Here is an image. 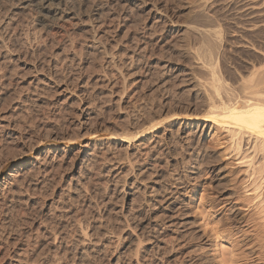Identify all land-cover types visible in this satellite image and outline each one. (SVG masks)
Returning a JSON list of instances; mask_svg holds the SVG:
<instances>
[{"label": "bare ground", "instance_id": "6f19581e", "mask_svg": "<svg viewBox=\"0 0 264 264\" xmlns=\"http://www.w3.org/2000/svg\"><path fill=\"white\" fill-rule=\"evenodd\" d=\"M8 1H10L9 2L10 4L7 6L8 12H10V11L14 12L16 9L26 8V7L31 8V11L36 12L35 14L37 15L36 17H38V21H40V23L43 24V28L45 30V31L43 30L44 33L45 32L46 33L51 32L53 29H56L57 31L61 30L60 32L67 31L66 25H65L66 23L67 24L70 23L71 25H76V26L80 27V30L83 29L85 34H86L85 37L88 39V41H86L87 43H85V42L83 43L80 39L79 40L78 39H71V38L69 39L70 44H67V45H70L71 48H73V50L71 51L72 54L70 53L71 57H69L71 64L68 63V65L74 66L73 63H76V64L81 65V66L84 65L82 67V68H84L86 65L92 64L94 66L96 63H98V65H99L98 71H102V70H100V68L101 69L104 68L106 70H105V74L103 71V73H102L103 77L102 78L96 77L97 78L96 83L98 81H100L99 83H102L99 85L97 83L96 88H97V85H98V87L100 86L99 88H102L101 86L107 87V85H108L110 87V90L107 93L103 92L102 91L103 89L99 90L102 92L98 91L99 93H97L96 97L94 95V99H92V97H91L92 101L89 100V102L81 104L80 108L78 106L79 111L77 113L80 112L79 114L74 112L75 114H77V116H79V119H78V122H76L77 124L72 122L73 125L75 124V126H74L75 130H73V128L71 130H73L75 132L76 128H78L79 131L81 128L83 130L87 129V130H84L85 132L87 131L85 133V135L89 134L90 136H92L93 139H92V142L85 144L82 149H80L78 152H75L73 155H71L67 149L68 144L73 142L75 139L77 140V138L84 137L85 135L82 134V136H81V134L79 133L80 135L76 136L78 132L77 133L75 132L76 135L75 136L73 135L74 137H72V135L71 136L69 135V132L71 133V131H69V128H67L66 130L65 129L62 130V128L60 129L58 127H52L54 125H51L49 128L48 125L44 126L45 124L43 123L44 124L43 128H42V126L40 127V129L42 128L41 129L42 132H40L41 134H38L37 136L35 135L36 137H38L35 140L36 137L34 136V134L33 135H32V133L27 134L28 135V137H27L24 135L26 133H28V131L23 135L22 133L19 132L20 130L19 131L17 130L16 124H19V123L14 124V123H12L11 120H8V119L6 121H2L0 123V131L2 133H4L5 138L7 140H9V144L14 145V147L20 148L19 150H21V152L18 151L19 152L18 154H20V155L17 156V153H16L17 157L14 156L15 158H12L13 159L12 162L14 164H13V167L11 168L10 172L8 173V175L5 178H3V180H0V204H2V203L7 204L8 202L13 203V202L19 200V198L21 196H23L27 193H30L32 191H36V193H37L40 188L41 189L44 188L42 186H46L47 192H48L49 182L52 183V180H54L56 171L57 170L61 171L62 168H66L67 171L65 173L68 172L65 176L67 178L65 184L63 185V187H58V190H56V193L58 194V196H57L58 199L55 200V197L53 196L54 200L52 197V201L50 202V204L47 203L44 207L42 206V208H41L42 210H40L41 211L40 214H43L46 216L45 221L47 219L50 220V222L53 226L52 228L49 229L47 227L49 225H47L46 222H44V223H46L47 226H45V224L43 226L42 221H41V224L36 222V224L38 226H36L34 230L31 229L32 231L26 230L27 232H24V234L25 233H28V234L27 235L25 234L24 239L23 238L21 239V238H17V237L16 238L15 237L14 238L9 237L10 236V235H8L9 232L8 231L6 232V228H7L6 224H5L6 222H4L5 226L1 223V225H0V263L1 264H62L65 260H63L64 259L63 258L62 259L63 262H62V260H61L62 257L60 258L59 254L62 253L60 251L65 250V249H63L65 246V244L63 246V241L66 240L65 238L67 237V233L70 231L67 232V230H69L67 228L68 223L66 222L67 223L66 224V223H64L63 220H61L64 215L63 214L61 215L60 213H59L60 215H58L56 213V211L58 209V205H59V203L62 204L61 208L63 209L64 214H65V212H67L68 215H70L69 218L71 217L70 219L75 218L73 216H75V213H77V211H75V209H74V207L76 206V203H75V206L73 204V202L75 201L74 197L77 195L80 196L79 194L81 193L82 189H84L83 187L85 186V183L90 181L94 177H96V178L98 177V179H99V177H100V179L103 178L105 180V183L107 182V178H108V183H109V181H111L110 178L113 179V181L117 180V181L113 182V184L111 185L112 188L111 189L109 188V190L111 191V194L114 196H115V193L118 191V189L123 187V186H121V187L119 186L122 184L121 179L124 177V180H125V177L126 178L128 177V182H126V181L125 182L123 181V182L125 184L128 183L127 188H129V191H133V193L138 192V193L143 194V195L142 194L141 195H142V197L144 196L143 201H144V204L147 205V210L145 211V213H140L137 216L134 215L133 209H135V208L133 207V202H131V203L129 202L130 204L126 202V204L124 206H122V205H121L122 207L120 206L119 210H116V211L114 210L115 214L120 215L119 218L121 217L123 220L126 219V214L131 215L130 213H133L132 216L133 215L135 216L134 219L136 222H135V225L131 226L130 229L137 230L136 234L134 233L135 231L132 232L129 228L128 229H129L130 233L128 231H125V229H127V227H130V225L127 224L128 226L126 228H124L125 224L123 226L124 222L121 224V220H119V218L116 219V222H118L123 227L120 226L121 231H119V232L117 231L118 233H116V230L118 228L114 232L113 229L116 228V225L114 224L115 226L113 227L112 226L113 222L112 223L110 222V221H113V219L111 218L110 221L107 222L108 221L107 215L108 216L110 215L109 213L111 210H109V212H107V211L104 212V213H106L104 216L105 220L103 218V221H101L103 215L101 216V220L98 222H97V220L99 218H97L96 219L97 223H95V225H93L90 229L86 228V227L84 229L81 226L82 224H80V222H79V224H76L77 225L76 230L78 232L76 234L77 235L76 238L71 236L72 238H74V242L77 246V249L74 250V251H76L75 254H73L74 251L72 252L73 256L71 254H69L72 257L70 256V257H68V259H66L67 258V256H66V258H65L66 263L65 264H92V262H93L92 259L94 260L93 263H95V260H97L96 258H98V259L102 258V259H100L101 262L98 264H195V262L197 260H200L201 264H215V262L213 263V261L208 259V258H203L201 256L195 257L191 253L190 247H188L190 241L191 240L193 241V239L196 240L198 237L196 236L197 232L194 229V222L191 221L188 212H185L188 209L187 208V206H188L187 200H184L181 198L184 195V191H188L187 188H189V187L183 186L184 180L182 179V177L179 174L174 173L175 174V176H174L172 174L173 171L167 172L166 169L164 168V165H163L164 162H162V160H164V158L166 156L167 150L169 151L170 147H168V145L170 144V141L172 143H175L174 147H177V143L178 144L181 143L182 148L187 152L188 157H186V159H188V163L186 161H183V163L186 162V164L189 165V167H188L189 169L187 168L189 179L188 178L187 179L189 181L193 180V183H196V181L198 182V179H200L201 174L203 175L202 172H204L205 170L207 172V169H208V173H210L212 175L211 177H213V179H215L214 180L215 184L212 186L213 187L212 189H214L215 196L217 197V199L215 200V203H214L216 208L226 210V212H228L230 215V221H232L233 224H235V227L237 226V224L239 225L245 221V220L242 221V219H241L242 217H240L241 216L240 213L242 211L244 212L245 210H248L251 207L255 208L254 212H256V214H257V217H256L257 219L255 221H252V222H253L254 226L256 227V229L258 230V234L260 236L261 235L264 236V67H262L263 64H261L260 67L255 66L256 69L257 68H260V69H257L255 74L252 73V72H254V70L253 71L251 70L252 71L251 74H253V76L250 79H249V77L251 74L249 75V73H248V75H249V76L247 75L248 80L245 81V84L242 87L244 90L240 89V90L245 91L244 95H241V96L239 95L240 93H238V92H237L238 94L236 93L237 90L235 91V89H233L232 86H230L231 83L229 84V82L228 83L226 82L227 77L231 73V71H230L231 67L229 66V69L228 68L226 69L228 75H227V73L224 72L227 77L223 76V74H222L223 71L221 72V65L223 64V66H225V61H228V60H225L226 58H228V55H226L227 57L225 58V54H227V52L225 53V51L228 49L226 47V44H228V42H230L229 41L230 37L228 39V36L232 35V33L234 34L233 35L234 38L236 36V38L238 39V40H236L237 42H235L237 45L240 44V46H244L246 48L249 47L250 49L252 48V51L257 52L258 55L259 54H260V56L264 55V53H262L264 51V48H263V46H261L263 43H261V42H260L261 44L258 43L260 40L255 41V39L250 38L251 36L249 35V33L251 35L254 34L255 35L254 37H256L258 31L264 30V19H263L264 18V0H237L235 10H233L236 12L235 13L236 19H234L235 21L232 22V24L224 22L222 18H221L222 20L219 18L220 15L217 16L214 13V10L212 11L213 7L211 8V6L214 5L212 2H214L215 0H195V1L190 0L193 3L189 2V0H188V2L190 4H187V5L188 6L190 5L189 10L192 11V13H193V14L190 13L191 14L190 16L191 17L193 16L194 19L191 18L192 21H190V23L188 22L187 24H185L183 26H180V24H178V22L176 23L175 20L171 19V17H172L171 14L169 13L170 15H168V13L164 12L166 10L163 11L161 9L162 6H160L161 7L160 8L157 5L158 0L157 1H155V0H8ZM183 1H185V0H183ZM219 1L221 2V0H219ZM224 1H226V0H224ZM260 1L262 3H260ZM179 2H180V0H179ZM179 2H177V4H180L182 2V0L180 3ZM211 3L213 5H211ZM234 3H236V2H234ZM165 5H166V3L164 4V6ZM166 7H168V5H166ZM170 7L171 6H169V8ZM176 7L174 6L175 10L177 9ZM228 7H229V5H228ZM170 9L173 10V7ZM167 10H169V9H167ZM15 12L17 13V11H15ZM230 12H232V11H230ZM195 19H196V21H197V19H199L198 21H200L201 19L210 21V24L213 23L214 26H216V27H214L213 30L203 29L204 25H202L203 28H201L200 26H197V24H195ZM226 19H228V18H226ZM224 20H225V18H224ZM75 21H77V22H75ZM6 22L8 23V21H6ZM8 25H6V26H8ZM132 26H133V28L135 27V30L131 31L130 28H132ZM245 32H247V34L250 36L249 38L246 37L247 35L244 36L246 34ZM262 32H261V34H262ZM54 33L55 32H53V34ZM121 33H123L122 38L123 39L126 38V40L128 41V44L130 42L129 51H128V48H126L127 46L125 47L124 42H123V44H124L123 47H118L120 42H122L118 38L119 36H121ZM58 35H56V36H58ZM262 35H264V34H262ZM181 36L187 37V39H185L186 41L189 38L188 36H191V39L194 38V40H196L195 43L197 41H202V44H201L202 47L200 46V44L198 45V47L200 46L201 47V48L199 47L200 51L202 49V51L204 53L203 54L200 52L201 55L206 54L208 59L210 60L208 62L211 63V65H210L211 70L210 71L213 74V79H212L211 83H210V81H207L205 79L208 82V84L210 83V87L208 86V84H206L207 83L206 81L203 82L201 79H200V82L198 81V79H196L198 81L197 82L198 86L197 85L194 86L193 85L194 83H192L193 88H197L195 90V92H196L195 97L196 98L195 99L193 98V100L197 101L200 98L199 96H201V99H203L204 97L202 98V95L204 92L205 95L208 94L209 96L207 95L206 97H208V98L205 97V100L199 99L201 101V104L199 103V100H198L197 101L198 102L197 107H200V106H203V107L207 106V108L212 107V106L214 107L215 101H216L215 107H217V109H215V107H214V109L216 111H211V108H210V111H211V112H209L210 115L208 114L209 109L205 110V111H207V113H206L207 115H199L198 113L196 114L195 112H193V110H191L193 113H195L194 115H192V112L191 111L189 112L187 110V112H189L191 115L186 114L183 116L178 115V116L174 117L171 115V113L169 115V113L166 112L168 110L167 109L168 107H165V106L168 105L170 107V105H172V104H169V102L171 103L173 101V100L172 101L169 100L170 99V97H169V99H165V101H168V103H165V105L162 104V105H160V107L158 106V108L156 105L157 110L155 111L153 120L151 122L148 120L145 121L146 123L147 122L150 123V125L145 126V128H143L144 124H143V127L139 126L140 124H142L140 121H139L140 123L138 125L135 124L136 122L135 123L133 122L135 125L133 124L134 126L132 125L133 127H131L130 125L132 124L131 123L132 121L130 122V120L127 119V118L131 119L130 117L125 118V120L127 119L128 120L127 122L131 123L129 125V127H131V128H129V127L128 128L127 127L121 128V125L119 124L120 126L117 125L118 130L113 132L114 134H111L112 131L109 133H101L100 134V130H102V127H103L101 122H99V123L95 122V124L92 125V127H91L90 126L91 123L89 124L88 122L93 120L92 119L93 113L95 112L96 116H100L102 113L104 114V112L106 111L105 110V111L101 112L102 111V109H101V111H100L101 114H98L96 111H94L96 109V107H98L101 104H106L107 103V96L113 98L112 95L116 94V96H118V94H120L116 90H118V85H119V80H120L119 77L121 78V82H122V80L126 76L124 73L125 72L124 70H126V68H128L129 72H130V70L132 71V69L139 70L138 72H140V73L142 72V76H145V78L150 77L152 79L154 76H156L154 78H155V81H157V83L155 81L154 82L158 85L157 87H159V89L166 88V86L171 81L172 82L179 81L180 82L179 84H181V83H186V82H188V80L191 79L192 76H190V79L187 78L190 75L189 73H191V72H189L188 73L189 75L187 76L186 73L188 71H186V73H184V72L182 73L178 66H174L171 64H167V63L166 64L165 63L164 64H157L154 61H151V59L154 57V56H152L153 55L152 50H151L152 55H150V54L148 55V53H150V49L153 48L152 46H159L160 47V46L165 45L166 47L168 46V48H169V46H173V43L176 42V39L178 37H181ZM157 37H159V39L156 41ZM245 37L248 39H246ZM87 39H85V40H87ZM262 39H263V37H262ZM0 40L2 41V38ZM154 41H156V42H154ZM184 41H182V42L184 43ZM189 41L190 40H188V42ZM231 41H232V39H231ZM179 42H180V39H179ZM230 43H233V41ZM3 44H4V42H3ZM179 44H181V43H179ZM188 44H186L187 47H188ZM233 45L234 44H231L230 46L232 47ZM159 47L156 49L159 50ZM182 47H180V48H182ZM198 47H196V48H198ZM0 48H1V46H0ZM67 48L68 47H66V49ZM111 48H112V50L113 49L114 50L112 51ZM117 48H119V49H117ZM191 48H188L187 50H189ZM225 48H227V49L225 50ZM69 49H70V47H69ZM69 49L67 51H70ZM121 49H122V51H121ZM156 49L154 51H156ZM160 49H161V47H160ZM183 49L186 50L185 47H183ZM193 49H194V47H193ZM4 50H5V48H4ZM166 50L164 49L163 51H166ZM163 51H160L161 54H163L162 53ZM179 51H178V53H179ZM197 51L198 50L196 49V52ZM2 52L3 51H1V53ZM158 52H157V55H158ZM176 52H177V50H176ZM180 52H182V49ZM191 52H190V54H191ZM5 53H7V52H5ZM83 53H86L87 57ZM186 53L189 54L188 52H186ZM68 54H69V52H68ZM82 54L86 57L85 59L81 58ZM165 54H167V53H165ZM254 54H256V53H254ZM7 55H8V53H7ZM53 55L54 54H52V57H53ZM63 55H62V58H63ZM154 55H156V54H154ZM172 55H174L173 52H172L171 56ZM181 55H184V54L182 53ZM201 55H200L199 59H202ZM56 56H58V55H56ZM59 56H61V53ZM66 56H64V57H66ZM179 56L180 55L177 56V54H176L175 57L179 58ZM198 56H199V53L197 54V57ZM52 57H50V58H52ZM190 57L193 58V55H190ZM10 58H11V56H9V59ZM22 58L19 57V59H22ZM58 58H60V57H58ZM125 58L130 59V61L128 62L127 60H125ZM157 58H159V57H157ZM161 58H162V56L160 57V59ZM166 58H170V55H169V57L167 56ZM187 58H185V59H187ZM192 58H188V59L190 60ZM7 59L8 58L6 57V59H4V60L7 61ZM14 59H15V57H14ZM17 59H18V57H17ZM41 59L42 58L40 57V60ZM43 59H47V58L45 57ZM43 59H42V61H44ZM64 59L66 60V58H64ZM69 59L67 58V60H69ZM171 59L172 58H170V60ZM176 59L174 58V61ZM185 59H183V60H185ZM194 59H196V57ZM262 59H263V57H262ZM9 61H11V59ZM59 61H61V63L63 62L62 60L57 61L56 58L55 59L53 58V60L49 59L48 63H50L52 66V65H56V62L58 63ZM195 61H197V60H195ZM126 62H128L127 63L128 65H126ZM185 62L187 63V61H185ZM11 63H12V61H11ZM36 63H37V61H36ZM42 63L46 64V62H42ZM0 64H2V63H0ZM6 64H5V66H7ZM34 64H35V62H34ZM43 64H41V65H43ZM180 64H183V62ZM189 64H192V63H189ZM197 64H195V65H197ZM12 65L13 64L8 65V66H12ZM17 65H15V67L13 65L14 68H9V69L6 67V69L4 71L7 73L2 75V76L0 75V81L2 83V80L5 81L4 78L7 79V77H9V79H11V78L16 79V77L19 76L20 83H22L21 81H23V80H21V79H24L25 76H27L29 73H31V76H33L34 80L33 79H32V81H28V79L26 81L24 80L23 81L24 83H22L23 86L18 83L19 85L16 87V90H14V91H17V90L23 91L22 92L23 94H24V90H28L26 93L30 94V96H29V94H28V96H26L27 99H24V97H22L23 94H20L19 99L21 102H20V104L18 103L19 106L17 105L15 107V109L17 111H20V113L21 112L23 113L24 109L22 110V108L25 106L29 107V109H30V107H32L33 109L34 108L35 109L41 108L40 104L44 105V103H46L45 102V100H46L45 95L54 94V95H56L57 99L61 96H63V98H65L64 100H61V102H62L61 105H63V106L58 108V111L64 110L63 111L64 114H67L66 111L67 110L69 111V110H71V108H73V105L78 102L77 99L80 102H82L83 101L81 99L82 97L88 96V95L92 94V92L94 91V86H93L94 84L93 85L91 84L93 86V88L87 87L90 84L89 82L91 80L89 82L84 81L85 79L82 75L83 73L81 74V73H77L75 71L74 72L68 71L70 74L67 75V77L66 76L64 77V74H63L64 78L61 79L62 77L59 78L60 76H58L56 73H54L55 69H54V72H50V71H46L47 67L45 68V66L38 67V66L33 65L32 67H29L28 65H30V64H27L26 62L23 63V66H22V64H20L19 66H17ZM62 65H58L57 67H59V69L63 71L64 67H62ZM195 65H194V67L196 68ZM229 65H231V64H229ZM47 66H48V64H47ZM192 66H193V64H192ZM198 66H199V64H198ZM60 67H62V68H60ZM76 67H70V68H76ZM194 67H192V68H194ZM3 68H4V66H3ZM18 68H20V69H18ZM50 68L51 67H49V69ZM53 68H51V69H53ZM89 68H91V67H89ZM182 68H184V67H182ZM186 68H188V67H186ZM189 68H191V67H189ZM255 68H253V69H255ZM107 69L109 71H107ZM224 69H225V67H224ZM20 70H22V71L24 70L25 72L23 71V73H21ZM60 70H58V72H57V73H59V75H60V72H59ZM80 70H82V69H80ZM89 70H91V69H89ZM93 70H94V68H93ZM93 70H91V71H93ZM96 70H94V71L96 72ZM197 71H198V69H197ZM206 71H208V70H206ZM129 72H127V73H129ZM236 72H237V70H236ZM87 73H89V72H87ZM132 73H134V72L132 71ZM136 73H137V71L134 74H136ZM140 73H138V74H140ZM89 74H91V73H89ZM110 74H112V75H110ZM235 74L236 73H234V75ZM37 75H41L42 77L37 76ZM91 75H93V74H91ZM96 75H97V73H96ZM117 75H119V76H117ZM128 75L129 74H127V76ZM97 76H100V75L98 74ZM133 76L134 75H132V77ZM194 76H196L194 78L198 77L197 74ZM232 76H233V74H232ZM236 76L239 78V76L237 74H236ZM240 76L242 77V75H240ZM111 77L113 78L112 81L109 79ZM230 77H231V75H230ZM1 78H3V79L1 80ZM88 79L89 78H87L86 80H88ZM103 79H105V80L103 81ZM11 80L10 81L8 80V81L11 82ZM131 80H134V79H131ZM141 80L143 81V79H141ZM196 80H195V82H196ZM137 81L139 82V80H137ZM145 81H146V79H145ZM149 81H148V83H150ZM201 81L203 83H201ZM242 81L244 82V80H242ZM15 82H11V83H15ZM8 83H7V86H8ZM25 83H27L26 86H25ZM51 83L53 85L55 84L54 85L55 87L54 86L51 87L52 86ZM140 83H142V85H143L145 82L144 83L140 82ZM188 83H190V82H188ZM188 83H187V85L189 86ZM4 84H2V85H4ZM120 84L122 85V83H120ZM138 84H137V86H138ZM147 84H146V86H147ZM202 84L207 85V87H209V89H211L210 94L207 93L208 92L207 89L206 90L204 89L207 92H205L203 90ZM151 85H152V83H151ZM169 85L171 86V83ZM175 85L173 84V86H175ZM7 86H2V87L7 88ZM10 86H11V84H10ZM47 86L49 88L48 91H45V93L47 92V94H43V92H44L43 90H46ZM146 86L144 85L142 87L145 88ZM185 86H186V84H185ZM201 86H202V88H201ZM13 87L15 88L14 84L12 85L11 88H13ZM43 87H46V88L43 89ZM113 88L114 89L116 88V89L113 90ZM151 88H153V86ZM175 88H176V86H175ZM177 88H179V87H177ZM2 89L4 90V92L0 88V95L2 94L1 99H2V97H4V99L6 97L9 98L8 92L11 89L9 91L4 89V88H2ZM51 89H53V90H51ZM77 89H78L79 93L80 92L82 93L81 95L77 94ZM147 90H151V89H147ZM171 90H173V89H171ZM182 90H180V91L183 92V94H184L185 93L184 91L186 90V88H185V90H183V91ZM14 91H12V92H14ZM170 91H169V93H170L169 96H172V94L176 93L173 91L174 93L171 94ZM243 91H241V94ZM66 92H70L69 94H72V96L70 95L71 97H69V95H67L68 97H66V95H64ZM133 92H135V91H133ZM94 93H95V91H94ZM138 93H136V94H138ZM145 93L143 94L144 96H145ZM156 93H158V92H156ZM177 93H178V91H177ZM186 93H187V91H186ZM17 94H19L18 91H17ZM17 94H14V95H17ZM163 94L165 95V93H163ZM74 95H76V100L74 99V101H73ZM158 95L161 96L160 94H158ZM166 95H167V92H166ZM185 97H187V95H185ZM197 97H198V99H197ZM11 98H12V96H11ZM16 98H17V96L15 97V99ZM54 98H48V99H54ZM158 98H156V101H158L157 100ZM1 99H0V102H1ZM15 99L13 98V100H15ZM120 99L121 98H119V100ZM128 99H130V97ZM178 99L180 100L181 98H178ZM206 99H208V101ZM11 100H10V103L8 102L9 100H7L9 105L11 104ZM98 100L100 101L101 104L98 103L99 102ZM175 100L176 99H174L173 103L175 102ZM57 101H59V100H57ZM137 101H139V100H137ZM147 101H149V100H147ZM147 101H145V102H147ZM150 101L152 102V100H150ZM156 101L154 100V102H156ZM161 101H162V99H161ZM161 101H160V103H161ZM176 101H178V100H176ZM80 102H78V103L80 104ZM108 102H112V100L108 101ZM113 102H115V101H113ZM182 102L185 103L184 101H182ZM1 104H3V103H1ZM117 104L119 105V103H117ZM148 104H149V102H148ZM148 104L146 103V104H144L145 106H142L145 113L146 112H148V113L152 112L153 109H156L155 108L156 103H154V105L150 104L151 106H148ZM6 105H8V104H6ZM57 105H58V103H57ZM112 105H114V104H112ZM129 105H131V104L129 103ZM138 105H139V103H138ZM158 105H159V103H158ZM178 105H175V106H178ZM52 106H53V104H52ZM105 106L102 105L101 107H103V109H104ZM139 106L141 108V104ZM3 107H4V104H3ZM12 107L14 108V106H12ZM197 107L195 106V108H194L195 111H196V109L198 111L199 108H197ZM47 108H51V107L49 106ZM134 108L135 107H133V110L135 111L136 108L135 109ZM171 108H173V106ZM184 108H187V107H185V105H184ZM29 109L27 108V110H26V108H25L26 111H28ZM45 110H47V109L45 108ZM133 110H132V112H133ZM139 110L140 109H138L137 111H139ZM173 110H171V112ZM72 111H74V109H72ZM116 112H118V111H116ZM144 112L141 113V114H143V116H144ZM29 113H30V111H29ZM31 113H32V111H31ZM134 113L136 116L137 112H134ZM165 113H167L169 115V117L165 116L166 118L165 117L163 118V114L165 115ZM69 114H71V113H69ZM69 114H67V115H69ZM72 114H71V116H72ZM177 114H179V113H177ZM102 115H101V117H102ZM152 115H153V113H152ZM17 116L15 115V117H17ZM20 116H21V114H20ZM28 116H30V115H28ZM132 116H134V115H132ZM150 116H148V117L146 116V117L149 118ZM61 117H63V115H61ZM74 117H76V115ZM136 117H134V118H136ZM3 118L2 119L5 120V116ZM134 118H133V120H134ZM142 118L143 117H141V119ZM167 118L171 119L172 125H170L168 127L164 126L165 128H164V132L163 133L161 132L162 134L160 132H158V130L155 131L157 129L156 127L162 126ZM75 119H77V117ZM98 119H101V118L98 117ZM151 119H152V117H151ZM170 119H169V122H170ZM43 120H45V119H43ZM143 120H145V118ZM143 120H142V122H143ZM201 120L213 123L215 127H217L220 131H222L225 134L226 138H225V140H223V144L225 142H227L226 145L229 143L228 146L231 150V153L229 152L228 156L232 155L231 157L230 156L229 157L231 159L234 158L233 161L235 162V165H237V167L241 168L237 171H239V172L241 171L243 173V179H241L242 180L241 183L239 182L240 183L239 187L236 186L239 188L237 190H239L240 192L242 191L241 193H243V196L246 197L248 200H250V201H248L251 204L250 206L244 205V204L242 206V203H240L238 201L239 200L238 197L241 196V195H239L240 194L239 191H233V189H232L233 187H235L233 185L234 183H232V182L228 183L225 179H223L224 177L221 176L222 173H221V175H218V173L221 171V168L218 169L219 168L218 167L217 172H218V170H219V172L216 173L215 169H213V166L215 165V163L213 164L212 162H209L211 160L210 159L208 160L206 158V156H208V154H207L208 148L207 149L205 148L206 146H204V144H203L204 142H202V139H203L204 134L206 133L207 129L211 128L212 126H210L209 123L208 124L207 123L206 124L200 123ZM40 121H41V119H40ZM71 121H69L70 125H72V123H70ZM54 122H55V120H54ZM115 122L117 123V121H115ZM145 122H143V123H145ZM166 122L168 123V121H166ZM40 123H42V122H40ZM92 124H93V122H92ZM127 124H129V123H127ZM27 125H29V124H27ZM68 125L67 126L65 125V126L68 127ZM19 126L21 127V124H19ZM19 126H18V128H19ZM173 126H178V127H176V129H175V128H173ZM214 126H213V128H215ZM59 127H61V126H59ZM74 132H72V133L74 134ZM33 133H35V132H33ZM68 135H69V137H68ZM120 140L122 141V145L118 149H120L121 153L123 152L122 154H124L123 155L124 158H122V157L120 158L121 153H120V155H118L119 157L116 156V153L114 155L109 154V152L111 151L110 146L112 144L113 145L115 144L117 146V144L120 143ZM6 142H8V141H6ZM63 144L66 147L63 148L61 146ZM118 149L116 148V150H115V148H114L112 150L113 151L115 150L117 152ZM7 150H9V149H7ZM12 150H13V148H12ZM179 150H180V148H179ZM14 151H16V150H14ZM170 152H168V153H170ZM178 152H175V154L177 153V156H178V154L181 153L180 151H178ZM181 154H183V153H181ZM184 154H186V153L184 152ZM162 157H164V158L162 159ZM173 157H174V155H173ZM205 158H206V160H205ZM214 158H212V159H214ZM12 159H10V161ZM182 159H184V158H182ZM123 160H125L126 162ZM166 161H165V163H166ZM169 161H170V159H169ZM169 161H167V162H169ZM124 162L125 163L128 162V163L124 165ZM2 163H4V162H2ZM204 166H206V169L204 168ZM185 167H187V166L185 165ZM60 171H57V174ZM53 176H54V178H53ZM131 176L133 178H131ZM63 177H64V175H63ZM171 180H172V182H171ZM62 181H64V180L62 179L61 182ZM98 182H99V180H98ZM108 183H107V186H108ZM189 183L193 184L191 182H189ZM95 184H98V183H95ZM56 185H58V181H57ZM61 185H62V183H61ZM87 186H90V185L87 184ZM102 186H104V184L103 185L101 184V186H99V187H102ZM107 186H106V188H104L103 194H106L108 192ZM46 188H44V189H46ZM102 188H101V190H102ZM85 189H84V191H86ZM98 189H100V188H98ZM30 190H32V191H30ZM52 190L54 191V189H52ZM119 190H121V189H119ZM122 190H123L124 194L122 193L123 195H121V197L124 196L125 201L129 200V197L131 195L130 192H129L130 195L129 194L126 195L127 194L126 192H128V191H126V189H124V188ZM94 191H96V189ZM94 191H93V193H94ZM97 192L98 191H96V193ZM100 193H101V191L99 192V196H100ZM91 194H89V195L93 199V196ZM119 194H120V192H119ZM28 195H31V193ZM28 195H25V196H28ZM37 195H39V194L37 193ZM93 195H95V194H93ZM32 196H29V198H27V200H26L28 202L27 204H29V205H35L36 204L37 205V203L34 202V198ZM43 196H42V198H43ZM134 196H136V195L134 194ZM101 198L107 199L108 197L103 195V197L101 196ZM113 198H115V197L111 196L110 200H112ZM86 199H87V197H86ZM89 199H91V198H89ZM96 199L99 201L102 200V199L100 200L97 197H96ZM96 199H95V201L92 200L93 202H95V204H96ZM81 200H83V202H84V198H82ZM113 200L115 203L116 200L115 199H113ZM141 200L142 199H140V201ZM103 201H105V200H103ZM122 201H123V197H122ZM135 201H137V200H135ZM91 202L89 204H91ZM124 202H122V203L124 204ZM43 203H44V201H43ZM137 203L139 204V202H137ZM137 203H136V205H138ZM77 204H78V201H77ZM105 204H103V202H102L101 207L104 208L103 205H105ZM246 204H248V203H246ZM92 205H94V204H92ZM97 205H98V201H97ZM111 205H113V204H111ZM141 205H143V204H141ZM141 205H140V207H141ZM78 206H82V205L79 204ZM78 206H76V207H78ZM95 206H94L93 210H95ZM107 206H110V204H108ZM86 207H87V205H86ZM83 208H85V207L83 206ZM98 209L100 210L99 206H98ZM111 209H114V206H113V208L111 207ZM76 210H77V208H76ZM79 210H80V208H79ZM138 210L139 209H135L136 212ZM101 211H102V208L100 211H98V213H100ZM142 211H144V210H142ZM79 212H78V214H79ZM94 214H95V211H94ZM113 214H114V212H113ZM98 215H100V214H98ZM87 216L89 217L90 213ZM132 216H130V218ZM92 217H94V215ZM130 218H129V220H130ZM70 219H69V221L71 222ZM88 219L92 220V218H88ZM86 220L87 219L82 220L81 222L85 221L83 224H87L88 220H87V222H86ZM127 220H128V218H127ZM72 221H74V220H72ZM79 221H80V217H79ZM93 221H94V219H93ZM71 223H70V225H71ZM74 224H75V222H74ZM247 224H248V222H247ZM26 225H28V224H26ZM87 225H90V224H87ZM117 226H118V224H117ZM239 226H241V225H239ZM74 227H75V225H74ZM74 227H72V228H74ZM255 227H254V229H255ZM66 228H67V230H66ZM223 228H225V227H222L219 229L213 228L209 232H211V234L212 233L218 234L220 231H222V232H225V234L227 236H230L232 234L231 232H228ZM251 228H252V226H251ZM123 230L125 231V233H123L124 232ZM10 231H11V229H10ZM74 232H75V229H74ZM127 232H128V234H127ZM205 232H204V234H206ZM167 233H169V235H167ZM20 234H22V232ZM235 235L239 236L238 239L242 238L239 243L242 245L241 250L243 251V248H246V249H244V250H246V252H244V251L240 252L239 254H237L235 256H231V255H229V253H227L230 257L227 259L226 262L231 263V264H264V240L258 239V241L255 244H252L253 242L251 243V240L250 241L248 240L249 239L247 236L248 234L245 232V230L241 229L240 227L237 229V232L234 234V236ZM19 236H21V235H19ZM167 236L171 237V239H169V241H167V239H166ZM200 236H202V235H200ZM33 237H36L38 239L41 238L38 241V247L36 246V248H34L35 247L34 244L31 243ZM71 237H70V235L68 236V238H71ZM200 238L201 237H199L198 239H200ZM67 240H69V239H67ZM33 241H36V239H34ZM41 241H44L46 244V245L43 244L44 248H41V246H43V245H40ZM30 243L34 247H29ZM33 243H35V242H33ZM142 244L147 246L144 249V251L142 250V247H143ZM204 244H208V243L204 242ZM36 245H37V243H36ZM169 245L171 246V253L173 252V254L170 253L171 258L168 261H162V260L157 259L155 256V253L157 254L159 251L164 250L165 247H167ZM132 246H134L133 247L134 249L132 251L131 250L128 251L129 247H132ZM113 247H115V248H114V251L112 252L109 249H113ZM149 248H150V250H149ZM44 250L46 252H47V250L48 251L52 250L53 252L52 253L50 252L51 254L48 252L44 253L45 252ZM108 250L111 251V253H112L109 256H107V252H109ZM126 252H129L130 256L127 257ZM131 252H134V254L133 253L131 254ZM149 252H151L150 255L153 253L152 254L153 256H150V255L148 256ZM235 253H236V251H235ZM63 254H64V252H63ZM232 254H234V253H232ZM64 256H65V254H64ZM155 259H157V260H155ZM96 262H99V261H96ZM223 262L224 261H222V263ZM224 264H225V262H224Z\"/></svg>", "mask_w": 264, "mask_h": 264}, {"label": "rangeland", "instance_id": "374dc122", "mask_svg": "<svg viewBox=\"0 0 264 264\" xmlns=\"http://www.w3.org/2000/svg\"><path fill=\"white\" fill-rule=\"evenodd\" d=\"M155 1H157V0H155ZM159 1V2H158ZM157 1V5L160 7V6H162V10L164 11V10H166V11H164V12H166V13H168V15H170L171 14V19H173V20H175V22L177 23L178 22V24H180V26H183V25H185V24H187L188 22L190 23V21H192L191 20V18L192 19H194V17L192 16H190L191 14L190 13H192V11H190L189 9V7H190V5L188 6L187 4H190L189 2H192V1H195V0H192V1H190L189 0V2H188V0H185V1H183L182 0V2H181V0H180V2H179V0H158ZM163 1V2H162ZM170 3H168V2ZM175 1V2H174ZM217 3H216V2ZM214 2H212L211 3V5H213V6H211V8L213 7V9H212V11L214 10V13L217 15V16H219V18L221 19H223V21L224 22H227V23H231L232 24V22H234L235 20L234 19H236V16H235V11H233V10H235V7H236V4H237V0H226V1H224V0H221V2L218 0H215ZM224 1V2H223ZM233 1V2H232ZM10 1H8V0H0V39L2 38V41L0 40V46H1V50H0V63H2V64H0V75L2 76V75H4V74H6L7 72H5L4 70L6 69V67L9 69V68H14L15 67V65H17V66H19L20 64H22V66H23V63H27V64H30V65H28L29 67H32L33 65H35V66H38V67H41V66H45V68H46V71H50V72H54V69H55V72L54 73H56L58 76H60L59 78H61V79H63L65 76L67 77V75H69L70 73L68 72V71H70V72H77V73H83L82 75H83V77H84V81H90L89 83V85L87 86V87H89V88H93V86H94V91H95V93H94V91L92 92V94H90V95H88V96H84V97H82L81 99L83 100L82 102H80L78 99H77V101L78 102H80V104L78 105L77 103V105L76 104H74L73 105V108H71V110H67L66 112H67V114H69V113H73L72 114V116H71V114H69V115H67V114H64V110L62 111V110H60V111H58V108H60V107H62L63 105H61V100H64L65 98H63V96H61V97H59L58 99H57V97H56V95H54V94H51V95H48L47 94V92L45 93V91H48V86H47V88L46 87H43V89H45L46 88V90H43L44 92H43V94H47V95H45V98H46V100H45V102L47 103H44V105L43 104H40L41 106V108H37V109H33L32 107H30V109H29V107H23L22 108V110H23V113L21 112L20 113V111H17L16 109H15V107L18 105V103L20 104V99H19V96H20V94H23L22 92L23 91H19V90H17L18 92H19V94H17V91H14V90H16V87L19 85V84H21L22 86H23V84L22 83H24L23 81L25 80H27L28 79V81H32V79L34 80V78H33V76H31V73H29L27 76H25V78L24 79H21V80H23V81H21L22 83H20V80H19V76L18 77H16V79L15 78H11V79H9V77H7V79L6 78H4V80L5 81H3L2 79L3 78H1V80H2V83H1V81H0V88H1V90L4 92V90L2 89V88H4V89H6V90H10L9 92H8V97L9 98H5L4 99V97H2V99H1V96H2V94L0 95V99H1V102H0V104L1 103H3L4 104V107H3V104H1L0 105V123L2 122V121H6L7 119L8 120H11L12 121V123H19V124H21V127L19 126V124H16V126H17V130L20 132V133H22L23 135L28 131V133H26L24 136H27L28 137V135L27 134H30V133H32V135L34 134V136L36 135H38V134H41L40 132H42V128H43V125L44 126H49V128H50V126L51 125H54V126H52V127H58V128H62V130H66L67 128H69V131H71V133L72 132H74L73 130H75V128H74V126H75V124H77L76 122H78V119H79V116H77V114H79V113H77L78 111H79V108H80V105L81 104H83V103H87V102H89V100L90 101H92V99H94V95H95V97H96V95H97V93H99V92H105V93H107V92H109V90H110V87L107 85V87L106 86H101L102 88H99L98 87V85L99 84H102V83H99L100 81H98L97 83H98V85H97V88H96V80H97V78H99V77H103V75H102V73H103V71H104V74H105V70L106 69H104V68H100V70H102V71H98L99 70V65H98V63H96L94 66L91 64V65H86L84 68H82L83 66H81V65H78V64H76V63H73V65L74 66H70V65H68V63L69 64H71L70 63V59H69V57H71V54H72V50H73V48H71V46L70 45H67V44H70V42H69V39L71 38V39H80L83 43L85 42V43H87L86 41H88V39L85 37L86 36V34H85V32H84V30L82 31V30H80V27H78V26H76V25H71L70 23H66L65 25H66V30L67 31H62V32H60V31H57L56 29H53L51 32H45L44 33V28H43V24L42 23H40V21H38V17H36L37 15L35 14L36 12H34V11H31V8H28V7H26V8H19V9H16L15 11H17V13L14 11V12H12V11H10V12H8V10H7V6L10 4L9 3ZM177 2H179L180 4H177ZM184 2V3H183ZM234 2H236V3H234ZM7 3V4H6ZM166 3V5H168V7H166V5L164 6V4ZM168 3V4H167ZM186 3V4H185ZM193 3V2H192ZM260 3H262L261 1H260ZM177 4V5H176ZM184 6H183V5ZM182 5V6H181ZM187 5V6H186ZM228 5H229V7H228ZM235 5V6H234ZM169 6H171L170 8H172L173 7V10L172 9H170L169 8ZM174 6L177 8L176 10H175V8H174ZM226 6V7H225ZM5 7V8H4ZM179 7V8H178ZM181 7V8H180ZM232 7V8H231ZM234 7V8H233ZM166 8V9H165ZM6 9V10H5ZM167 9H169V10H167ZM7 11V12H6ZM168 11V12H167ZM189 11V12H188ZM230 11H232V12H230ZM31 12V13H30ZM34 12V13H33ZM234 12V13H233ZM170 13V14H169ZM173 14V15H172ZM193 14V13H192ZM231 15V16H230ZM190 16V17H189ZM224 18H225V20H224ZM226 18H228V19H226ZM221 19V20H222ZM247 19V18H246ZM264 19V18H263ZM10 20V21H9ZM199 19H197V21H196V19H195V24H197V26H200L201 28H203L202 27V25H204V28L203 29H208V30H213L214 29V27H216V26H214V24L212 25V24H210V21H207V20H203V19H201L200 21H198ZM6 21H8V23L6 22ZM207 21V22H206ZM75 22H77V21H75ZM74 22V23H75ZM200 22V23H199ZM204 23V24H203ZM9 24V25H8ZM6 25H8V26H6ZM177 25V24H176ZM213 27H212V26ZM5 27V28H4ZM132 28H133V26H132ZM132 28H130V30L132 31V30H135V27L132 29ZM44 30V31H43ZM263 31V32H262ZM262 31H258L257 32V35H256V37H254L255 35L253 34V35H251L250 33H249V35L251 36H249L248 34H247V32H245L246 34L244 35V36H246V37H250V38H253V39H255V41H259L258 43H263L264 44V35H262V34H264V30H262ZM53 32H55L54 34H53ZM58 32V33H57ZM65 32V33H64ZM76 32V33H75ZM261 32H262V34H261ZM52 33V34H51ZM47 34V35H46ZM50 34V35H49ZM59 34V35H58ZM61 34V35H60ZM63 34V35H62ZM123 33H121V36H119L118 38H119V40L120 41H122V42H120V44H119V46L118 47H123L124 46V44H125V47L126 48H128V51H129V45H130V42H129V44H128V41L126 40V38H122V35ZM243 34V33H242ZM256 34V33H255ZM259 34V35H258ZM56 35H58V36H56ZM234 34L232 33V35H230V36H228V39H229V37H230V39H229V41L230 42H232L233 41V43H230V42H228V44H226V47L228 48H225V53L227 52V54H225V58L227 57L226 55H228V58H226L225 60H228V61H225V66H223V64L221 65V72H222V74H223V76H225V77H227L226 76V74L225 73H227V68L229 69V66L231 67L230 68V71H231V73L229 74V78L227 77V83L229 82V84H230V86H232V88L233 89H235V91H236V93L238 92V93H240L239 95L241 96V95H244V93H245V91H243L244 89L242 88L243 86H244V84H245V81L246 80H248L247 78H248V76L251 74V72L254 70V72H252V73H254L255 74V72L257 71V69H260V68H255V66L256 67H260L261 66V64H263V66L262 67H264V55H261L262 57H263V59H262V57L260 56V54L258 55L257 54V52H255V51H252V48L250 49L249 47H244V46H240V44H236L235 42H237L236 40H238L237 38H236V36H235V38H234V36H233ZM52 36V37H51ZM71 36V37H70ZM55 37V38H54ZM68 37V38H67ZM189 38H188V40H190L189 42H188V40L186 41L185 39H187V37H178L177 39H176V42L175 43H173V46H169V48H168V46L166 47L165 45H163V46H160L161 47V49H160V47L159 46H152L153 48L152 49H150V53H148V55L150 54V55H152L151 54V50H152V53H153V55L152 56H156L155 58L153 57L152 59H151V61H154L155 63H157V64H171V65H174V66H178L179 68H180V70H181V72L183 73H186V71H188L186 74H187V78L188 79H190V76H192L191 77V79L190 80H188V82H190V83H188V82H186V83H181V84H179L180 82L179 81H174V82H170L171 83V86L168 84L167 86L169 87H167L166 86V88H164V89H159V87H157L158 85L156 84L157 83V81H155V78L154 77H156V76H154L152 79L150 78V77H147V78H145V76H142V72L140 73V72H138L139 70H136V69H132V71L135 73L136 71H137V73L136 74H134V73H132V71L130 70V72L128 71V68H126V70H124L125 72V78L122 80V82H121V78L119 77V85H118V90H116V91H118V93H120V94H118V96H116V94H114V95H112L113 96V98L112 97H109V96H107V103L106 104H101L100 103V101L98 102V103H100L101 105H99L98 107H96V109L94 110V111H96L98 114H101V112H103V111H105L104 112V114L102 115V117H101V115L100 116H96L95 115V112L93 113V115H92V119L93 120H91L92 122H93V124H92V122L91 121H89L88 123L90 124V126L92 127V125H94L95 124V122H97V123H99V122H101V124L103 125V127H102V130H100V134L101 133H109V132H111L112 131V133L111 134H114L113 132H115V131H117L118 129V126H120L121 125V128H125V127H129V125L131 126V127H133L135 124H139L140 122L142 123V124H140L139 126H141V127H143V124H144V127L143 128H145V126H147V125H150V123L149 122H145V121H152L153 120V117H154V114H155V111L157 110V108H158V106L160 107V105H165V103H168V101H165V99H169V97H170V99L169 100H173L174 101V99H176V100H178V101H176L175 100V102L173 103V101L170 103L169 102V104H172V105H170V107L167 105V106H165V107H168L167 109V113H169V115H170V113H171V115L172 116H174V117H176V116H178V115H186V114H189V115H191L189 112L191 111V110H193V112H195L196 114L198 113L199 115H207L206 113H207V111H205V110H208V114H209V112H211V111H216L215 109H217V107H215L216 106V101H215V109H214V107L212 106V107H208L207 108V106H205V107H203V106H200V107H197V104H198V100L200 99V100H205V97L208 95H205L204 94V92H203V95H202V98L203 99H201V96H199L200 98L198 99V97H197V101H194L193 100V98L195 99L196 97H195V94H196V92H195V90L197 89V88H193V86H192V83H194L193 85L195 86V85H197V82L199 81L200 82V79L203 81V82H205L206 80L207 81H210V83L212 82V79H213V74H212V72L210 71L211 70V67H210V65H211V63H209L208 61H210L209 59H208V57H207V55L205 56V55H203L204 53H203V51H202V49H201V51H200V49H199V47L201 46V44H202V41H197L196 43H195V41L196 40H194V38L193 39H191V36H188ZM232 37V38H231ZM245 37V38H246ZM259 37V38H258ZM262 37H263V39H262ZM52 38V39H51ZM234 38V39H233ZM248 38H246V39H248ZM85 39H87V40H85ZM123 39V40H122ZM159 39V37H157V39H156V41ZM179 39H180V42H179ZM185 41H184V40ZM231 39H232V41H231ZM262 39V40H261ZM51 40V41H50ZM84 40V41H83ZM184 41V43L182 42V41ZM235 40V41H234ZM127 41V42H126ZM156 41H154V42H156ZM193 41V42H192ZM3 42H4V44H3ZM67 42V43H66ZM123 42H124V44H123ZM187 42V43H186ZM191 42V43H190ZM199 42V43H198ZM201 42V43H200ZM179 43H181V44H179ZM183 43V44H182ZM189 43V44H188ZM230 43V44H229ZM260 43V44H261ZM186 44H188V47H187V45ZM200 44V46L198 47V45ZM231 44H234L232 47L230 46ZM261 45V46H263V48H264V45ZM4 47H3V46ZM185 45V46H184ZM238 47H237V46ZM165 46V47H164ZM178 46V47H177ZM185 47V49L187 50L188 48H191V49H189V50H184L183 49V47ZM229 46V47H228ZM3 47V48H2ZM66 47H68L67 49H66ZM69 47H70V49H69ZM159 47V50L158 49H156V48H158ZM164 47V48H163ZM180 47H182V48H180ZM187 47V48H186ZM193 47H194V49H193ZM196 47H198V48H196ZM202 47V46H201ZM200 47V48H201ZM4 48H5V50H4ZM125 48V49H126ZM180 48V49H179ZM243 48V49H242ZM3 49V50H2ZM70 50V51H67V50ZM117 49H119V48H117ZM156 49V51H154ZM166 50V51H163V50ZM177 50V52H176V50ZM181 51V49H182V52H180L179 50ZM196 49L198 50L197 52H196ZM9 50V51H8ZM65 50V51H64ZM111 50H112V48H111ZM114 50V49H113ZM112 50V51H113ZM159 52H158V51ZM1 51H3L2 53H1ZM47 51V52H46ZM66 53H64V52ZM67 51V52H66ZM121 51H122V49H121ZM160 51H163L162 53L163 54H161V52ZM178 51H179V53H178ZM191 52V54H190V52ZM5 52H7L8 53V55L9 56H11V61H12V63H11V61H9L10 59H9V56L7 55V53H5ZM45 52V53H44ZM53 52V53H52ZM68 52H69V54H68ZM155 52V53H154ZM157 52H158V55H157ZM170 54H169V53ZM172 52H173V54L176 56V54H177V56L178 55H180L179 56V58H177V57H175L174 55H172L171 56V54H172ZM176 52V53H175ZM186 52H188L190 55H193V58L192 57H190V55L189 54H187ZM203 53L202 55H201V53ZM256 53V54H254V53ZM5 53V54H4ZM60 53H61V56H59L60 55ZM71 53V54H70ZM165 53H167V54H165ZM183 53L184 55H181V54ZM195 53V54H194ZM199 53V56L197 57V54ZM262 53H264V51L262 52ZM3 54V55H2ZM35 54V55H34ZM52 54H56V55H58V56H54L53 55V57H52ZM64 54V55H63ZM84 55H86V57H87V54L86 53H83ZM81 55V58H86L84 55ZM154 54H156V55H154ZM166 56H165V55ZM186 54V55H185ZM28 55V56H27ZM37 55V56H36ZM47 55V56H46ZM51 55V56H50ZM62 55H63V58H62ZM67 55V56H66ZM169 55H170V58H172L171 60H170V58H166L167 56L169 57ZM200 55H201V58L202 59H199L200 58ZM257 55V56H256ZM4 56V57H3ZM8 58L7 59V61L6 60H4V59H6V57ZM31 56V57H30ZM52 57V58H50V57ZM64 56H66V57H64ZM162 56V60L160 59V57ZM184 58H183V57ZM186 56V57H185ZM189 56V57H188ZM204 56V57H203ZM14 57H15V59H14ZM17 57H18V59H19V57L20 58H22V59H17ZM40 57L43 59V58H47V59H43L44 61H42V59L40 60ZM58 57H60V58H58ZM157 57H159V58H157ZM192 58V59H188V58ZM196 57V59H194ZM260 57V58H259ZM35 58V59H34ZM50 60H53V58L55 59H57V61L58 60H62L63 62L61 63V61H59L58 63L56 62V65H52L51 66V64L50 63H48L49 62V59ZM64 58H66V60H67V58L69 59V60H65ZM174 58L176 59L175 61H174ZM185 58H187V59H185ZM205 60H204V59ZM207 58V59H206ZM39 59V60H38ZM183 59H185V60H183ZM4 60V61H3ZM19 62H18V61ZM46 60V61H45ZM125 60H127L128 62L130 61V59H127V58H125ZM181 62H180V61ZM189 60V61H188ZM195 60H197V61H195ZM263 60V61H262ZM9 61V62H8ZM15 61V62H14ZM36 61H37V63H36ZM69 61V62H68ZM161 61V62H160ZM168 61V62H167ZM173 61V62H172ZM178 61V62H177ZM185 61H187V63L185 62ZM18 62V63H17ZM23 62V63H22ZM34 62H35V64H34ZM42 62H46V64L44 63H42ZM128 62H126V65H128L127 63ZM160 62V63H159ZM183 62V64L185 65H183V64H180V63H182ZM185 62V63H184ZM200 62V63H199ZM203 64H202V63ZM262 62V63H261ZM4 63V64H3ZM7 63V64H6ZM17 63V64H16ZM33 63V64H32ZM189 63H192L193 64V66H192V64H189ZM199 64V66H198V64ZM209 63V64H208ZM231 64V65H229V64ZM5 64L7 65V66H5ZM11 64H13L14 65V67H13V65L12 66H8V65H11ZM41 64H43V65H41ZM47 64H48V66H47ZM62 65V67H64L63 68V71L62 70H60L59 69V67H57L58 65ZM76 64V65H75ZM195 64H197V65H195ZM228 64V65H227ZM4 66V68H3V66ZM78 65V66H77ZM180 65V66H179ZM194 65L196 66V68L194 67ZM68 68H67V67ZM77 66V67H76ZM97 66V67H96ZM140 66V65H139ZM228 66V67H227ZM236 66V67H235ZM2 67V68H1ZM49 67H51V68H53V69H49ZM56 67V68H55ZM62 67H60V68H62ZM70 67H76V68H70ZM89 67H91V68H89ZM182 67H184V68H182ZM186 67H188V68H186ZM189 67H194V68H189ZM224 67H225V69H224ZM86 68V69H85ZM93 68H94V70H96V72L93 70ZM253 68H255V69H253ZM7 69V70H8ZM18 69H20V68H18ZM49 69V70H48ZM60 70L59 72H60V75H59V73H57L58 72V70ZM66 69V70H65ZM70 69V70H69ZM74 69V70H73ZM77 69V70H76ZM80 69H82V70H80ZM89 69H91V70H93V71H91V70H89ZM130 69V68H129ZM187 69V70H186ZM194 69V70H193ZM197 69H198V71H197ZM223 69V70H222ZM233 69V70H232ZM65 70V71H64ZM84 70V71H83ZM135 70V71H134ZM192 70V71H191ZM204 70V71H203ZM206 70H208V71H206ZM235 70V71H234ZM236 70H237V72H236ZM252 70V71H251ZM4 71V72H3ZM24 71V70H23ZM23 71L22 70H20V72L21 73H23ZM27 71V70H26ZM98 71V72H97ZM107 71H109L108 69H107ZM3 72V73H2ZM25 72V71H24ZM65 72V73H64ZM67 72V73H66ZM87 72H89V73H91V74H93V75H91V74H89V73H87ZM127 72H129V73H127ZM189 72H191V73H189ZM196 72V73H195ZM204 72V73H203ZM211 72V73H210ZM225 72V73H224ZM95 73V74H94ZM96 73H97V75L99 74L100 76H97L96 75ZM101 73V74H100ZM111 73V72H110ZM132 73V74H131ZM138 73H140V74H138ZM189 73V74H188ZM195 73V74H194ZM234 73H236L238 76H239V78L236 76V74L234 75ZM242 75V77L239 75ZM248 73H249V75H248ZM62 74V75H61ZM63 74H64V77H63ZM113 74V73H112ZM112 74H110V75H112ZM127 74H129L128 76H127ZM197 74V76L199 77H197V78H194V77H196V76H194V75H196ZM232 74H233V76H232ZM96 75V76H95ZM132 75H134L133 77H132ZM137 75V76H136ZM227 75H228V73H227ZM230 75H231V77H230ZM248 75V76H247ZM37 76H41V75H37ZM89 76V77H88ZM117 76H119V75H117ZM246 76V77H245ZM253 76V74H251L250 75V77H249V79L251 78ZM42 77V76H41ZM97 77V78H96ZM110 77V76H109ZM211 77V78H210ZM234 77V78H233ZM245 77V78H244ZM87 78H89L88 80H86ZM92 78V79H91ZM112 78V77H111ZM111 78H109L111 81L113 80V78L111 79ZM128 78V79H127ZM130 78V79H129ZM143 79V81L141 80V79ZM149 78V79H148ZM194 78V79H193ZM15 79V80H14ZM131 79H134V80H131ZM139 80V82L137 81V80ZM145 79H146V81H145ZM151 79V80H150ZM154 79V80H153ZM193 79V80H192ZM196 79H198V81L196 80ZM206 79V80H205ZM11 80V82H15V83H11V82H9V81ZM95 80V81H94ZM105 79H103V81H104ZM129 82H128V81ZM150 80V81H149ZM195 80H196V82H195ZM234 80V81H233ZM242 80H244V82L242 81ZM9 83H8V82ZM125 81V82H124ZM148 81L150 82V83H148ZM152 81V82H151ZM156 83H155V82ZM201 81V83H203ZM206 81V82H207ZM238 81V82H237ZM136 84H135V83ZM140 82H145L143 85H142V83H140ZM154 82V83H153ZM243 82V83H242ZM6 85H5V84ZM7 83H8V86H7ZM19 83V84H18ZM28 83V82H27ZM27 83H25V86L27 85ZM120 83H122V85L120 84ZM125 83V84H124ZM130 83V84H129ZM133 83V84H132ZM139 83V84H138ZM148 83V84H147ZM151 83H152V85H151ZM187 83L189 84V86L187 85ZM210 83L208 84V82L206 83V84H208V86L210 87ZM241 83V84H240ZM2 84H4V85H2ZM10 84H11V86H10ZM14 84V86H15V88L13 87V88H11L12 87V85ZM93 86H92V85ZM127 84V85H126ZM137 84H138V86H137ZM146 84H147V86H146ZM173 84L176 86V88H175V86H173ZM184 84V85H183ZM185 84H186V86H185ZM205 84V83H204ZM204 84H202V86H203V90L205 89H207V91H205V92H207V93H209L210 94V92H211V89H209V87H207V85H204ZM243 84V85H242ZM51 87H53L54 85L51 83ZM92 87H91V86ZM125 85V86H124ZM134 85V86H133ZM146 86L145 88L144 87H142V86ZM150 85V86H149ZM241 85V86H240ZM2 86H7V88L6 87H2ZM44 86V85H43ZM122 86V87H121ZM137 86V87H136ZM153 86V88H151ZM198 86V85H197ZM202 86H201V88H202ZM55 87V86H54ZM104 87V88H103ZM109 87V88H108ZM172 87V88H171ZM177 87H179V88H177ZM205 87V88H204ZM9 88V89H8ZM106 88V89H105ZM108 88V89H107ZM128 88V89H127ZM185 90V88H186V90L184 91L185 93L183 94V92H181L180 90ZM188 88V89H187ZM191 88V89H190ZM200 88V87H199ZM239 90H238V89ZM26 89V88H25ZM103 89V90H102ZM116 89V88H115ZM114 88H113V90H115ZM143 89V90H142ZM147 89H151V90H147ZM155 91H154V90ZM171 89H173V90H170ZM193 89V90H192ZM240 89H243V90H240ZM51 90H53V89H51ZM99 90H102V91H99ZM120 90V91H119ZM141 90V91H140ZM166 90V91H165ZM182 90V91H183ZM189 90V91H188ZM210 90V91H209ZM12 91H14V92H12ZM28 90H24V94L22 95V97H24V99H27V97L26 96H28V94L29 93H26ZM99 91V92H98ZM133 91H135V92H133ZM150 91V92H149ZM160 91V92H159ZM163 91V92H162ZM165 91V92H164ZM169 91L171 92V94L172 93H174V92H176L175 94H172V96H169L170 95V93H169ZM174 91V92H173ZM177 91H178V93H177ZM186 91H187V93H186ZM241 91H243L242 92V94H241ZM139 92V93H138ZM145 93V96L143 95L144 93ZM156 92H158V93H156ZM166 92H167V95H166ZM190 94H189V93ZM195 92V93H194ZM70 92H66L64 95H66V97H68L67 95H69V97H71L72 96V94H69ZM135 93V94H134ZM136 93H138V94H136ZM162 93V94H161ZM163 93H165V95L163 94ZM237 93V94H238ZM13 94V95H12ZM14 94H17V95H14ZM77 94H79V95H81L82 93L80 92H78V89H77ZM132 94V95H131ZM158 94H160L161 96H159ZM178 94V95H177ZM180 94V95H179ZM183 96H182V95ZM71 95V96H70ZM123 95V96H122ZM164 95V96H163ZM174 95V96H173ZM185 95H187V97H185ZM205 95V96H204ZM11 96H12V98H11ZM17 96V98L15 99V97ZM29 96H30V94H29ZM44 96V95H43ZM47 96V97H46ZM51 96V97H50ZM133 96V97H132ZM176 96V97H175ZM209 96V95H208ZM55 97V98H54ZM65 97V96H64ZM91 97H92V99H91ZM130 97V99H128ZM160 99H159V98ZM164 97V98H163ZM173 97V98H172ZM175 97V98H174ZM13 98L16 100H13ZM48 98H54V99H48ZM85 98V99H84ZM116 100H115V99ZM119 98H121L120 100H119ZM139 98V99H138ZM141 98V99H140ZM145 98V99H144ZM156 98H158L157 100L158 101H156ZM178 98H181L180 100L178 99ZM206 98H208V97H206ZM12 99V100H11ZM74 99L76 100V95H74L73 96V101H74ZM109 99V100H108ZM149 100V101H147V100ZM161 99H162V101H161ZM187 101H186V100ZM4 100V101H3ZM7 100H9L8 102L10 103V100H11V104L9 105V103L7 102ZM51 100V101H50ZM57 100H59V101H57ZM112 100V102H108V101H111ZM127 100V101H126ZM129 100V101H128ZM137 100H139V101H137ZM144 102H143V101ZM150 100H152V102L150 101ZM154 100L156 101V102H154ZM199 100V103L201 104V101ZM207 101H208V99H206ZM6 101V102H5ZM19 101V102H18ZM113 101H115V102H113ZM118 101V102H117ZM136 101V102H135ZM145 101H147V102H145ZM160 101H161V103H160ZM182 101H184L185 103H183ZM141 102V103H140ZM148 102H149V104H148ZM156 103L155 104V108H156V105H157V108L156 109H153V111L152 112H144V110H143V108H142V106H145L144 104H148V106H151V105H154V103ZM159 103V105H158V103ZM196 102V103H195ZM13 103V104H12ZM53 104V106H52V104ZM57 103H58V105H57ZM97 103V104H98ZM109 103V104H108ZM117 103H119V105L116 104ZM129 103L131 104V105H129ZM137 103V104H136ZM138 103H139V105L141 104V108H140V106L138 105ZM182 105H180V104ZM6 104H8V105H6ZM51 104V105H50ZM112 104H114V105H112ZM151 104V105H150ZM179 104V105H178ZM196 104V105H195ZM199 104V105H200ZM48 105V106H47ZM56 105V106H55ZM61 105V106H60ZM105 106L104 107V109H103V107H101V106ZM116 105V106H115ZM138 105V106H137ZM175 105H178V106H175ZM184 105H185V107H187V108H184ZM6 106V107H5ZM9 106V107H8ZM12 106H14V108L12 107ZM19 106V105H18ZM51 107V108H47V107ZM59 106V107H58ZM78 106H79V108H78ZM113 106V107H112ZM173 106V108H171ZM181 106V107H180ZM190 106V107H189ZM194 106V107H193ZM195 106L197 107V108H199L198 109V111H197V109H196V111H195ZM11 107V108H10ZM75 107V108H74ZM77 107V108H76ZM126 107V108H125ZM133 107H135L134 109H135V111L133 110ZM180 107V108H179ZM25 108H26V110H27V108L29 109L28 111H26L25 110ZM43 108V109H42ZM45 108L47 109V110H45ZM210 108H211V111H210ZM39 109V110H38ZM72 109H74V111H72ZM100 109V110H99ZM101 109H102V111H101ZM117 109V110H116ZM126 109V110H125ZM131 109V110H130ZM138 109H140L139 111H137ZM174 109V110H173ZM204 109V110H203ZM21 110V111H22ZM34 110V111H33ZM44 110V111H43ZM54 110V111H53ZM56 110V111H55ZM132 110H133V112H132ZM142 110V111H141ZM171 110H173L172 112H171ZM187 110L189 111V112H187ZM14 113H13V112ZM29 111H30V113H29ZM31 111H32V113H31ZM39 111V112H38ZM43 111V112H42ZM58 111V112H57ZM100 113H99V112ZM116 111H118V112H116ZM141 111V112H140ZM19 112V113H18ZM35 112V113H34ZM41 112V113H40ZM61 112V113H60ZM77 113V114H75V113ZM133 114H132V113ZM134 112H137V117L135 116V113ZM140 112V113H139ZM142 112H144V116H143V114H141ZM175 112V113H174ZM192 112V111H191ZM192 112V115H194L195 113H193ZM18 113V114H17ZM37 113V114H36ZM60 113V114H59ZM151 113V114H150ZM152 113H153V115H152ZM167 113H165V115L163 114V118L166 116V117H169V115L167 114ZM174 113V114H173ZM177 113H179V114H177ZM17 116V117H15V115ZM20 114H21V116H20ZM25 114V115H24ZM32 114V115H31ZM76 115V117H77V119H75L76 117H74L75 115ZM127 114V115H126ZM148 114V115H147ZM3 115V116H2ZM28 115H30V116H28ZM61 115H63V117H61ZM74 115V116H73ZM132 115H134V116H132ZM140 115V116H139ZM142 115V116H141ZM151 115V116H150ZM168 115V116H167ZM210 115V114H209ZM5 116V120H3L4 117ZM14 116V117H13ZM132 116V117H131ZM148 116H150L149 118L151 119V117H152V119L150 120L149 118H147ZM156 116V115H155ZM12 117V118H11ZM24 117V118H23ZM58 117V118H57ZM61 117V118H60ZM98 117H100L101 119H98ZM127 117H130L131 119H129V118H127ZM134 117H136V118H134ZM140 117V118H139ZM141 117H143L142 119H141ZM165 117V118H166ZM171 117V116H170ZM173 117V118H174ZM3 118V119H2ZM22 118V119H21ZM27 118V119H26ZM34 118V119H33ZM36 118V119H35ZM39 118V119H38ZM73 118V119H72ZM124 118V119H123ZM125 118H127L128 120H130V122H127L128 120L126 119L125 120ZM133 118H134V120H133ZM145 118V120H143ZM40 119H41V121H40ZM43 119H45V120H43ZM51 119V120H50ZM55 120V122H54V120ZM57 119V120H56ZM60 119V120H59ZM75 119V120H74ZM97 119V120H96ZM106 119V120H105ZM110 119V120H109ZM168 119V118H167ZM165 120V122H164V124L162 125V126H158V127H156L157 129L155 130V131H157L158 130V132H164V126H166V127H168V126H170V125H172V122H171V119H170V122H169V119L168 120ZM72 120V121H71ZM77 120V121H76ZM137 120V121H136ZM142 120H143V122H145V123H143L142 122ZM157 120V119H156ZM53 121V122H52ZM62 121V122H61ZM69 121H71L70 123H75L74 125H73V123H72V125H70L69 124ZM115 121H117V123L115 122ZM124 121V122H123ZM140 121V122H139ZM166 121H168V123L166 122ZM32 122V123H31ZM40 122H42V123H40ZM122 124H121V123ZM135 124H134V123ZM44 123V124H43ZM66 123V124H65ZM126 123V124H125ZM127 123H129V124H127ZM149 123V124H148ZM200 123H202V124H208L209 123V125L210 126H212L211 128H208L207 129V131H206V133L204 134V137H203V139H202V142H204L203 144H204V146H206L205 148L208 150H206L207 151V154H208V156H206V158L209 160H211V161H209V162H212L213 164L215 163V165L213 166V169H215V172L216 173H218L219 172V170H218V172H217V168L218 169H220L221 168V171L218 173V175H221V173H222V177H224L223 179H225L228 183H230V182H232V183H234L233 185L235 186V187H233L232 189H233V191H239V190H237V189H239L238 187H239V184L241 183V179H243V173L240 171H237V170H239V169H241V168H239V167H237V165H235V162L233 161L234 160V158H230L232 155H229L228 156V154H229V152L231 153V150H230V148H229V143L226 145V143L227 142H225L224 144H223V140H225V138H226V136H225V134L222 132V131H220L217 127H215L214 126V124L213 123H211V122H207V121H204V120H201L200 121ZM27 124H29V125H27ZM56 124V125H55ZM70 126H69V125ZM120 124V125H119ZM134 124V125H133ZM64 125V126H63ZM68 125V127H66V126ZM118 125V126H117ZM128 125V126H127ZM133 125V126H132ZM174 125V124H173ZM18 126H19V128H18ZM42 126V128L40 129V127ZM59 126H61V127H59ZM73 126V127H72ZM89 126V127H90ZM213 126L215 127V128H213ZM66 127V128H65ZM105 127V128H104ZM107 127V128H106ZM131 127H129V128H131ZM176 127H178V126H173V128H175L176 129ZM22 130H21V129ZM25 128V129H24ZM27 128V129H26ZM31 128V129H30ZM35 128V129H34ZM73 128V130H71ZM120 128V127H119ZM159 128V129H158ZM78 128H76V133H77V135H76V133L74 132V134L72 133H70L69 132V135L71 136L72 135V137H74L75 135L76 136H79L80 134H81V136H82V134L83 135H85V133L87 132H85L84 130H87V129H80V131L78 130ZM114 130V131H113ZM25 131V132H24ZM37 131V132H36ZM39 131V132H38ZM1 132V131H0ZM33 132H35V133H33ZM84 132V133H83ZM80 133V134H79ZM161 133V134H162ZM69 135H68V137H69ZM74 135V136H73ZM35 136V137H36ZM150 136V135H149ZM220 136V137H219ZM222 136V137H221ZM45 137V136H44ZM38 137H36L35 138V140L37 139ZM79 139V140H78ZM92 136H90L89 134L87 135H85L84 137H80V138H77V140L75 141H73V142H71V143H69L68 144V151L70 152V154L71 155H73L75 152H78L80 149H82L83 148V146L85 145V144H88L89 142H92ZM6 141H8V142H6ZM124 142V141H123ZM94 143V142H93ZM174 144L175 143H172L171 141H170V144L168 145V147H170L169 148V151L167 150V152H166V156H165V158L164 157H162V159L164 158V160H162V162H164L163 163V165H164V168L166 169V171L167 172H172V174L175 176V174L174 173H176V174H179L181 177H182V179L184 180V185L183 186H185V187H189V188H187V190L188 191H184V195L181 197L182 199H184V200H187V203H188V206H187V211H185V212H188V214H189V217H190V219H191V221L192 222H194V229L196 230V236L199 238V237H201L200 239H193V241L191 240L190 241V243H189V246L188 247H190V251H191V253L195 256V257H203V258H208V259H210V260H212L213 261V263L215 262V264H221L222 263V261H224L225 262V264H227L228 262H226L227 261V259L230 257L229 255H231V256H235V255H237V254H239L240 252H246V250H244V249H246V248H243V251L241 250V248H242V245L239 243L240 241H241V239L242 238H240V239H238L239 238V236L238 235H235L234 236V234L237 232V229L240 227L241 229H243V230H245V232L248 234L247 236H248V240L250 241L251 240V243L252 244H255L257 241H258V239L260 240H264V236L263 235H259L258 234V230L256 229V227L254 226V224H253V222L252 221H255L257 218V214H256V212H254L255 211V208H253V207H251L250 209H248V210H245L244 212L242 211L241 213H240V217H242L241 219H242V221H244L243 223H241V224H239V225H241V226H239L238 224H237V226L235 227V224H233V222L232 221H230V215H229V213L228 212H226V210H224V209H220V208H216V206H215V200L217 199V197L215 196V193H214V189H212L213 187V185L215 184V182H214V180L215 179H213V177H211L212 175L210 174V173H208V169H207V172H206V170L204 171V172H202L203 173V175L201 174V177H200V179H198V182L196 181V183H193V180L192 181H189L188 179V167H189V165H187L186 164V162L188 163V159H186V157H188V155H187V152L182 148V144L181 143H177V147H174ZM12 144H9V140H7L6 138H5V136H4V133H0V163L2 164H0V180H3V178H5L7 175H8V173L10 172V170H11V168L13 167V159L12 158H15V157H17L18 155H20V154H18L19 152H21V150H19L20 148H17V147H14V145H12ZM121 145H122V141L120 140V143H118L117 144V146L114 144H112L111 146H110V152H109V154L110 155H114L115 153H116V156H118V155H120V149H118V148H120L121 147ZM181 145V146H180ZM63 148L64 147H66V146H64V144L63 145H61ZM114 146V147H113ZM172 146V147H171ZM176 146V145H175ZM228 146V147H227ZM12 148H13V150H12ZM115 148V150H116V148L118 149V151L116 152L115 150L113 151L112 149H114ZM179 148H180V150H179ZM7 149H9V150H7ZM14 150H16V151H14ZM14 151V152H13ZM19 151V152H18ZM171 151V152H170ZM178 151H180L181 153H183V154H178V156H177V153L175 154V152H178ZM186 153V154H184V152ZM227 151V152H226ZM119 152V153H118ZM168 152H170V153H168ZM225 152V153H224ZM16 153H17V156H16ZM118 153V154H117ZM123 153V152H122ZM121 153V156H120V158L122 157V158H124V154H122ZM168 153V154H167ZM179 153V152H178ZM3 155V156H2ZM173 155H174V157H173ZM180 155V156H179ZM185 155V156H184ZM15 156V157H14ZM172 156V157H171ZM217 156V157H216ZM119 157V156H118ZM177 157V158H176ZM215 157V158H214ZM220 157V158H219ZM182 158H184V159H182ZM206 158H205V160H206ZM212 158H214V159H212ZM10 159H12L11 161H10ZM169 159H170V161H169ZM186 159V160H185ZM126 160V159H125ZM125 160H123V161H125ZM169 161V162H167V161ZM213 160V161H212ZM215 160V161H214ZM165 161H166V163H165ZM175 161V162H174ZM183 161H186V162H184L183 163ZM232 161V162H231ZM2 162H4V163H2ZM7 162V163H6ZM126 162V161H125ZM124 162V165L125 164H127V163H125ZM169 163V164H168ZM211 163V164H212ZM190 164V163H189ZM185 165L187 166V167H185ZM4 166V167H3ZM182 166V167H181ZM185 167V168H184ZM178 168V169H177ZM184 168V169H183ZM188 168V169H187ZM204 168L206 169V166H204ZM226 168V169H225ZM164 169V170H165ZM57 171H60V170H57ZM57 171H56V173H55V178H54V176H53V178H54V180H52V183L54 184H52L51 182H49V188H48V192H47V188H46V186H42V187H44V188H46V189H44V188H40L39 190H38V194L39 195H37V193H36V191H32V190H30V191H32V192H30L31 193V195H28V194H30V193H27V194H25V195H28V196H25V195H23V196H21L20 198H19V200H17V201H15V202H13V203H10V202H8L7 204H5V203H2V204H0V225H1V223L5 226V224H6V232L8 231L9 233H8V235H10L9 237H11V238H23L24 239V236H25V234L27 235L28 233H25L24 234V232H27V231H32V230H34L35 229V227L36 226H38L37 224H36V222L37 223H40L41 224V221H42V225L44 226V224H45V226H47V225H49V226H47L49 229L50 228H52L53 226H52V224H51V222H50V220H46L45 221V215H43V214H40L41 213V211L40 210H42L41 208H42V206L44 207L47 203H49L50 204V202L52 201V197L54 196L55 197V200H57L58 199V194L56 193V190H58V187H63V185L65 184V182H66V180H67V178L65 177L66 176V174L68 173H65L67 170H66V168H62L61 169V171L60 172H58V174H57ZM64 172V173H63ZM57 174V175H56ZM62 174V175H61ZM63 175H64V177H63ZM184 175V176H183ZM57 176V177H56ZM62 176V177H61ZM187 176V177H186ZM60 177V178H59ZM58 178V179H57ZM131 178H133L132 176H131ZM186 178V179H185ZM188 178V179H187ZM60 179V180H59ZM64 180V181H62L61 182V180ZM93 179V180H92ZM90 181H88V182H86L85 183V186L83 187L86 191H84V189H82V191H81V193L79 194L80 196H75L74 198V200L76 201H74L73 202V204H74V206H75V203H76V206H78L79 204L80 205H82V206H78V207H74V209H75V211H77V213H75V216H73V217H75V218H73V219H70L69 218V216L70 215H68V213L67 212H65V214H64V212H63V209L61 208L62 207V204H60L59 203V205H58V209H57V211H56V213L58 214V215H64L63 217H62V219L61 220H63L64 221V223H66L67 224V228L69 229V230H67V228H66V230H67V232L68 231H70V232H68L67 233V237L65 238L66 240L65 241H63V246H64V244H65V246H64V248L63 249H65V250H62V251H60V252H62L61 254H59V256H60V258H61V260L63 259V260H65L64 262H63V260H62V264H65L66 263V259H68V257H70L71 255L73 256V254H75V252L76 251H74V250H76L77 249V246H76V244H75V242H74V238H76V234L78 233L77 232V225L76 224H79V222H80V224H82L81 226L85 229V227L86 228H91L93 225H95V223H97L98 221H100L101 220V216L103 215V217H102V220L101 221H103V218H104V220H105V214L106 213H104V212H109V210H111L110 211V215L108 216L107 215V222H109L110 221V219L112 218L113 219V221H110L111 223H112V226L114 227L115 225H116V228L115 229H113V231L115 232V230H116V233H118L119 231H121L120 230V228L121 227H123L124 226V224H125V226H124V228H126L128 225L127 224H129L130 225V227H127V229H125V231H128L129 233H130V231H129V229L131 228V226H134L135 225V216L134 215H138V214H140V213H145V211L147 210V205L146 204H144V196L142 197V193H133V191H129V188H127V184H125L124 182L126 181V182H128V177L126 178L125 177V180H124V177L121 179V181H122V184L121 185H119L120 187L121 186H123V187H121V188H119V189H126V191H128V192H126L127 194L126 195H128L129 194V192H130V197H129V200H127V201H125L124 200V196H122L123 197V201H122V197H121V195H123L124 193H123V190L121 191V190H119L118 189V191L115 193V196L114 195H112L111 194V191L109 190V188L111 189L112 187H111V185L113 184V182H115V181H117V180H115V181H113V179H111L110 178V180L111 181H109V183H108V178H107V182L105 183V180L102 178V179H100V177H99V179H98V177L96 178V177H94V178H92ZM99 180V182H98V180ZM95 180V181H94ZM232 180V181H231ZM57 181H58V185H56L57 184ZM124 181V182H123ZM56 182V183H55ZM111 182V183H110ZM171 182H172V180H171ZM189 182H191V183H193V184H190ZM240 182V183H239ZM60 183V184H59ZM61 183H62V185H61ZM95 183H98V184H95ZM107 183H108V186H107ZM231 183V184H232ZM52 184V185H51ZM87 184L88 185H90V186H87ZM92 184V185H91ZM94 184V185H93ZM101 184L103 185L104 184V186L106 185L107 186V190H108V192L106 193V194H103L104 193V188H106V186L104 187V186H102V187H99V186H101ZM116 184V183H115ZM99 185V186H98ZM54 186V187H53ZM95 186V187H94ZM236 186H238V187H236ZM52 187V188H51ZM92 187V188H91ZM100 188V189H98V188ZM94 188V189H93ZM101 188H102V190H101ZM52 189H54V191L52 190ZM92 189V190H91ZM96 189V191H98L97 193H96V191H94ZM89 190V191H88ZM106 190V189H105ZM40 191V192H39ZM53 191V192H52ZM88 191V192H87ZM93 191H94V193H93ZM101 191V193H100V196H99V192ZM35 194H34V193ZM43 192V193H42ZM47 192V193H46ZM55 192V193H54ZM90 192V193H89ZM119 192H120V194H119ZM242 192V191H241ZM240 191H239V195H241V196H239L238 197V201L240 202V203H242V206H243V204L244 205H251L248 201H250V200H248L246 197H244L243 196V193H241ZM42 193V194H41ZM87 195H85V194ZM91 194L92 196H93V199H92V197L89 195V194ZM123 193V194H122ZM133 193V194H132ZM41 194V195H40ZM56 194V195H55ZM93 194H95V195H93ZM110 196H109V195ZM134 194L136 195V196H134ZM142 194V195H141ZM33 195V196H32ZM37 195V196H36ZM44 195V196H43ZM47 195V196H46ZM98 195V196H97ZM103 195L104 196H106V197H108L107 199L106 198H101V196L103 197ZM133 195V196H132ZM140 197H139V196ZM25 196V197H24ZM29 196H32L33 198H34V202H36L37 203V205L35 204V205H29V204H27L28 202L26 201L27 200V198H29ZM42 196H43V198H42ZM87 197V199H86V197ZM95 196V197H94ZM115 197V198H113V199H115L116 201H115V203H114V200L112 199V200H110V197ZM121 198H120V197ZM23 197V198H22ZM37 197V198H36ZM46 197V198H45ZM54 197H53V200H54ZM84 198V202H83V200H81L82 198ZM96 197L97 198H99L101 201H99V200H97L96 199ZM215 197V198H214ZM39 198V199H38ZM45 198V199H44ZM80 198V199H79ZM89 198H91V199H89ZM120 198V199H119ZM133 200H131V199ZM137 198V199H136ZM22 201H21V200ZM51 199V200H50ZM79 199V200H78ZM86 199V200H85ZM95 199H96V204H95V202H93V201H95ZM118 199V200H117ZM140 199H142L141 201H140ZM24 200V201H23ZM93 200V201H92ZM103 200H105V201H103ZM120 200V201H119ZM131 200V201H130ZM135 200H137V201H135ZM20 201V202H19ZM43 201H44V203H43ZM77 201H78V204H77ZM91 202V204H89L90 202ZM97 201H98V205H97ZM109 201V202H108ZM113 201V202H112ZM125 201V202H124ZM143 201V202H142ZM82 202V203H81ZM102 202H103V204H105L106 202V206L105 205H103L104 206V208L103 207H101L102 206ZM122 202H124V204L122 203ZM126 202L127 203H131V202H133V207L135 208V209H139L137 212L135 211V209H133V213H134V215L132 216V214L133 213H130L131 215H129V214H126V219L125 220H123L121 217L119 218V216L120 215H116L115 214V211L116 210H119V208H120V206L122 205V206H124L125 204H126ZM137 202H139V204L137 203ZM141 202V203H140ZM20 203V204H19ZM39 203V204H38ZM41 203V204H40ZM129 203V204H130ZM135 203V204H134ZM136 203L138 204V205H136ZM246 203H248V204H246ZM92 204H94V205H92ZM108 204H110V206H107ZM111 204H113V205H111ZM116 204V205H115ZM118 204V205H117ZM141 204H143V205H141ZM29 205V206H28ZM40 205V206H39ZM86 205H87V207H86ZM96 205V206H95ZM140 205H141V207H140ZM146 205V206H145ZM83 206L85 207V208H83ZM89 206V207H88ZM94 206H95V210H93L94 209ZM98 206H99V208H100V210H101V208H102V211L100 212V213H98V211H100L99 209H98ZM113 206H114V209H111V207L113 208ZM121 206V207H122ZM137 208H136V207ZM139 206V207H138ZM13 207V208H12ZM32 207V208H31ZM82 207V208H81ZM109 207V208H108ZM215 207V208H214ZM76 208H77V210H76ZM79 208H80V210H79ZM116 208V209H115ZM118 208V209H117ZM128 208V207H127ZM142 208V209H141ZM39 209V210H38ZM61 209V210H60ZM83 209V210H82ZM98 209V210H97ZM59 210V211H58ZM80 212H79V211ZM85 210V211H84ZM88 210V211H87ZM115 210V211H114ZM142 210H144V211H142ZM61 211V212H60ZM84 211V212H83ZM87 211V212H86ZM93 211V212H92ZM94 211H95V214H94ZM97 211V212H96ZM127 211V210H126ZM78 212H79V214H78ZM83 212V213H82ZM113 212H114V214H113ZM132 212V211H131ZM60 213V214H59ZM67 213V214H66ZM89 213H90V216L88 217L87 215H89ZM97 213V214H96ZM112 213V214H111ZM137 213V214H136ZM78 214V215H77ZM94 215V217H92L93 215ZM98 214H100V215H98ZM108 214V213H107ZM42 215V216H41ZM68 215V216H67ZM96 215V216H95ZM129 215V216H128ZM41 216V217H40ZM44 216V217H43ZM77 216V217H76ZM98 216V217H97ZM114 216V217H113ZM118 216V217H117ZM128 216V217H127ZM130 216H132L131 218H130ZM41 219H40V218ZM43 217V218H42ZM68 217V218H67ZM79 217H80V221H79ZM82 217V218H81ZM87 217V218H86ZM109 217V218H108ZM32 218V219H31ZM38 218V219H37ZM88 218H92V220L91 219H88ZM97 218H99L98 220H97V222H96V219ZM117 218H119V220H121V224L123 223V226L122 225H120L118 222H116V219ZM127 218H128V220H129V218H130V220L128 221L127 220ZM9 219V220H8ZM30 219V220H29ZM69 219L71 220V222L69 221ZM85 219H87L88 220V222H87V220H86V222H87V224H90V225H87V224H83L85 221H83V222H81L82 220H85ZM93 219H94V221H93ZM134 221H133V220ZM254 219V220H253ZM26 220V221H25ZM34 220V221H33ZM66 220V221H65ZM72 220H74V221H72ZM127 220V221H126ZM33 221V222H32ZM40 221V222H39ZM48 221V222H47ZM69 221V222H68ZM78 221V222H77ZM115 221V222H114ZM4 222H6L5 224H4ZM26 222V223H25ZM44 222H46L47 223V225H46V223H44ZM50 222V223H49ZM74 222H75V224H74ZM77 222V223H76ZM90 222V223H89ZM92 222V223H91ZM132 224H131V223ZM247 222H248V224H247ZM10 223V224H9ZM70 223H71V225H70ZM250 223V224H249ZM25 224V225H24ZM26 224H28V225H26ZM30 224V225H29ZM36 224V225H35ZM115 224V225H114ZM117 224H118V226H117ZM74 225H75V227H74ZM246 225V226H245ZM250 225V226H249ZM26 226V227H25ZM30 226V227H29ZM32 226V227H31ZM89 226V227H88ZM121 226V227H120ZM251 226H252V228H251ZM9 227V228H8ZM11 227V228H10ZM72 227H74V228H72ZM222 227H225V228H223V229H225L226 231H228V232H231L232 234L230 235V236H227L226 234H225V232H222V231H220L218 234H215V233H212L211 234V232H209V231H211L213 228H215V229H219V228H222ZM238 227V228H237ZM254 227H255V229H254ZM258 227V226H257ZM129 228V229H128ZM8 229V230H7ZM10 229H11V231H10ZM32 229V230H31ZM71 229V230H70ZM74 229H75V232H74ZM15 230V231H14ZM21 230V231H20ZM27 230V231H26ZM132 232H134L135 234H136V232H137V230H133V229H130ZM118 231V232H117ZM124 231V230H123ZM125 231L123 232V233H125ZM206 231V232H205ZM18 232V233H17ZM22 232V234H20ZM73 232V233H72ZM128 232H127V234H128ZM204 232L206 233V234H204ZM257 232V233H256ZM11 233V234H10ZM139 233V232H138ZM210 234V235H209ZM19 235H21V236H19ZM70 235V237L72 236V237H74V238H68V236ZM75 235V236H74ZM167 235H169V233H167ZM199 235V236H198ZM200 235H202V236H200ZM212 235V236H211ZM233 235V236H232ZM19 236V237H18ZM34 239H36V241H33ZM41 238H36V237H33V239H32V241H31V243L32 244H34V246L33 245H31V243H30V246L29 247H34V248H36V246L38 247V241L40 240ZM67 239H69V240H67ZM73 241H72V240ZM166 239H167V241H169V239H171V237L170 236H167L166 237ZM236 239V240H235ZM199 240V241H198ZM234 240V241H233ZM239 240V241H238ZM67 241V242H66ZM71 241V242H70ZM33 242H35V243H33ZM204 242H206V243H208V244H204ZM36 243H37V245H36ZM42 243V244H41ZM72 243V244H71ZM238 243V244H237ZM43 244H45V242L44 241H41L40 242V245H43ZM237 244V245H236ZM46 245V244H45ZM70 247H69V246ZM73 245V246H72ZM75 245V246H74ZM134 245V244H133ZM72 246V247H71ZM142 250L144 251V249L147 247V246H145L144 244H142ZM170 246V245H169ZM169 246H167V247H165V249L164 250H161V251H159L157 254L155 253V256H156V258L157 259H159V260H162V261H168L170 258H171V254H173V252L171 253V246L169 247ZM76 247V248H75ZM134 246H132V247H129V249H128V251L129 250H133L134 248H133ZM41 248H44V245L43 246H41ZM67 248V249H66ZM114 248L115 247H113V249H109V250H111L112 252L114 251ZM132 248V249H131ZM169 248V249H168ZM71 252H70V251ZM108 250V251H109ZM141 250V251H142ZM149 250H150V248H149ZM236 251V253H235V251ZM241 250V251H240ZM45 251V250H44ZM74 251V252H73ZM111 251H109V252H107V256H109V255H111L112 253H111ZM47 252L48 253H52L53 251L52 250H50V251H48L47 250ZM46 251L44 252V253H47ZM63 252H64V254H65V256H64V254H63ZM70 252V253H69ZM72 252H73V254H72ZM168 252V253H167ZM234 253V254H232V253ZM238 252V253H237ZM50 253V254H51ZM134 254V252H131V254ZM150 253L151 252H149L148 253V256L150 255ZM171 253V254H170ZM227 253H229V255L227 254ZM68 254V255H67ZM69 254H71V255H69ZM153 254V253H152ZM150 255V256H153V255ZM63 255V256H62ZM226 255V256H225ZM228 255V256H227ZM66 256H67V258H66ZM71 256V257H72ZM126 256L128 257V256H130L129 255V252H126ZM226 257V258H225ZM66 258V259H65ZM150 258V257H149ZM148 258V259H149ZM225 258V259H224ZM97 260H95V263L96 264H98V263H100L101 262V260L100 259H102V258H96ZM105 259V258H104ZM157 259H155V260H157ZM92 261L94 262V260L92 259ZM96 261H99V262H96ZM182 261V260H181ZM198 261V262H197ZM196 262H195V264H201V261L200 260H197ZM200 261V262H199ZM92 262V264H95V263H93ZM224 262L222 263V264H224ZM1 264V263H0ZM228 264H231V263H228Z\"/></svg>", "mask_w": 264, "mask_h": 264}]
</instances>
